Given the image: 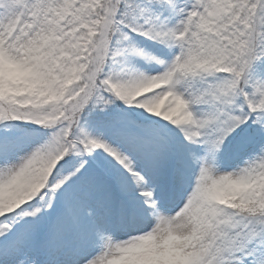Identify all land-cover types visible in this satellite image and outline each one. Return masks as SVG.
Segmentation results:
<instances>
[{
    "label": "snow or ice",
    "instance_id": "6c2138e0",
    "mask_svg": "<svg viewBox=\"0 0 264 264\" xmlns=\"http://www.w3.org/2000/svg\"><path fill=\"white\" fill-rule=\"evenodd\" d=\"M0 264H264V0H0Z\"/></svg>",
    "mask_w": 264,
    "mask_h": 264
}]
</instances>
